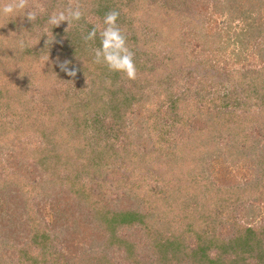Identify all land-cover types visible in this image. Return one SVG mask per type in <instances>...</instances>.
<instances>
[{
  "label": "trees",
  "instance_id": "trees-1",
  "mask_svg": "<svg viewBox=\"0 0 264 264\" xmlns=\"http://www.w3.org/2000/svg\"><path fill=\"white\" fill-rule=\"evenodd\" d=\"M70 1L72 0H29L30 9H37L39 13L34 22L28 21L25 16H22L23 13L0 17V155H4L8 164L7 171L12 170L11 173H7L11 175L9 178L5 175L3 179L0 175V264H27L28 261L36 264L39 256L44 261L47 258H55L54 261L57 260L58 264H148L149 257L144 255L147 250L149 254L150 243L142 245L143 249L139 246V240L132 239V236L123 231L127 230L124 228L125 225H131L137 221L144 224L145 219L151 218L152 212L145 208L143 203L145 199L141 197L139 188L134 187L135 193L129 192L124 197L118 198L113 206L100 204L96 200L98 187H100L98 183L94 181L89 184L85 182L86 180L84 181V179L95 177L99 182L107 185L109 182L105 179L109 181L119 178L115 180V183L120 182V178L131 179L134 174L122 176L115 165V161L121 160L120 158L127 162L128 156L123 153L118 154V150L112 147L109 149L111 153L109 150L101 149L98 144H92L90 135L87 134L89 115L86 114V110L83 112L80 108L85 100L79 102L75 100L71 104L68 99L71 98V94L76 93L75 91L62 96L63 91L55 90L56 87L62 88L55 83L59 73L64 72L59 67L60 62L70 61V68L79 69L77 74L80 71L85 73L87 70L91 72L90 75H95L104 70L101 67L107 68L104 64L94 62L95 54L92 50H88L89 44L79 49L77 44L72 43L70 39L73 37H70L68 33L51 37V33L45 31L46 26L39 28L37 23L47 22L54 11L67 9L71 5ZM150 1L152 0H142V2L140 0H92L91 2L96 7H100V11L104 9L100 12V17L104 18L109 11H118L120 15L117 24L125 20L128 26L133 24L137 27V25L145 24L156 28L159 34L156 45H173L175 49L172 51V56L176 58V64L181 67L183 63L181 54H184V49L183 51L181 47L178 49L179 38L175 34L179 24L170 19L174 13L171 12L165 16L160 11H156L153 17L144 19L146 18L145 10H149L150 7L156 10L155 7H158L156 3L149 5ZM261 1H259L260 5L263 6ZM235 2L237 0H220L219 5L226 10L227 14L236 15V18L240 17V14H250L245 17L248 22L242 20L243 25L240 30H235L232 23L227 26L226 33L229 38L244 41L247 38H256L258 32L263 34L264 24L256 25L258 18L255 12L249 10L242 12L240 8H237L238 6L235 7ZM35 5L42 6L45 11L39 12V7ZM241 17L244 18V16ZM229 21L232 22L233 19L230 18ZM65 23L67 22L61 23L60 28L68 25ZM72 30L82 32V29L78 27ZM77 36L80 38V35ZM58 39L64 42L57 41ZM136 42L137 47H140V42ZM156 45L154 42H147L145 48L148 47L153 52ZM57 50L60 51L59 55L53 53ZM262 50L264 51L260 48L259 52L264 57ZM84 54H87L88 58ZM134 61L136 65H140L139 61L135 59ZM203 63L207 65L209 61L204 60ZM163 70L161 68L158 71ZM158 71L157 74H159ZM87 73L84 74V78ZM104 74L112 81L119 77L120 72H117L113 78L108 73ZM217 76L220 82L230 84L229 93L234 94L235 90L236 92L240 90L245 95H253L256 101L261 100L263 104L260 108L262 109L250 114L253 107L245 97H239L238 102L246 101L243 104L238 103L243 110L238 111L236 108L235 111L229 112L225 111L224 107L211 110L201 106L195 109V117L194 115L188 117L185 110L181 114L185 117L183 121L188 123L183 125V128H178L180 125L177 121H181L179 112L182 107H185L183 105L187 102L185 99L189 97L190 100L191 96L188 94L177 96L175 93L177 89H175L170 91L168 97L166 95L168 91L165 89L158 92L149 88V97L166 98L164 101H169L170 110L174 112L175 119L169 118L166 128H170L172 134L170 140L174 142L170 144V152L163 155V158L160 156V163L158 161L156 164L154 155L150 156V154L148 159L143 157L142 161L138 160L139 157L129 156L128 158L129 162L133 160L132 162L137 164L131 163V165L144 172L146 177L152 172L156 174L157 168L154 166L163 167L162 160L167 162L166 169L155 178L163 183L159 188L166 198H163L164 200L157 198L159 194L157 195L156 191L152 193L146 190L145 197L148 201L155 198L151 201L154 203L152 206H155V214H163L166 217L169 230L179 224L176 218L185 214L181 205L188 200L189 195L195 196L196 193L203 192V195L208 196L210 192L220 190L211 188L214 184L208 186L206 183L205 186L197 182L199 176L202 182L203 178L209 179L203 174L210 172L208 168L215 169L218 168V164L223 165L222 160L218 159L219 156H222L221 159L226 156L237 161V155L243 153L239 146H232L231 143L221 145L219 142L223 131L228 132L230 138L246 132L242 128L240 133V126L233 122V119L252 122L258 115L257 122L262 125L260 129H264V68L251 71L229 69L224 73L218 72ZM92 78L99 81V76ZM150 83L151 81H148L146 86L142 82L141 85L146 88L151 86ZM37 87L43 94L40 97L41 101L47 104L41 109L37 107L40 99L36 98V94H31L32 89ZM98 88V86L90 89L86 87L81 94L85 99L87 95H90L88 100L92 104L91 99L103 100L102 90L94 96ZM131 96L126 94L124 102L129 101L132 104L134 97ZM85 105L88 107L89 103ZM149 107H151L149 108L151 118L158 117L154 111V103ZM117 109L119 111L120 106ZM160 110L162 108L158 109V113ZM164 113L167 114L166 111ZM71 119L75 121L76 128L74 123L67 124ZM166 121L154 119L158 127H164ZM136 129V126H133L130 130L131 135L135 134ZM150 130L151 127L141 130V133L149 135L152 140L158 138L151 134ZM164 132L163 130L160 133L164 135ZM188 134H192V137L183 146L179 142L180 136ZM211 160L212 167H208L207 163ZM127 165H129L128 162ZM259 168H263L261 164ZM216 171L220 177L222 172L223 175L224 171L227 172V168H218ZM141 177L146 178L139 175L138 183L141 182ZM224 179L226 178L223 177ZM89 195L94 198H90ZM203 195L201 201H197L196 207L207 203L208 199L205 200ZM33 199L34 204L31 202ZM41 201L50 204L53 212L51 227L43 225L42 227L37 220L31 218L33 214L30 213L37 209L35 204L37 206V203ZM25 215L28 216L25 218ZM156 223L160 224L159 221ZM243 232L235 230L234 239L226 242L223 240V247H220L222 253L219 251L215 257H212L215 258L212 261L209 260V253L204 251L205 248L199 247L197 250L189 248V251L185 245L181 244L178 237L185 236L187 233L182 226L179 235L169 238L166 241L167 244H164L172 247L175 258L187 253L196 260L197 264H240L241 260L244 262L248 260L243 256L245 253H249L250 259L253 258L255 263L264 264V246H262L264 240L257 239L258 233L264 236V230L253 232L247 229L245 233ZM30 242H34L33 246L28 245ZM57 242L65 246L67 254H63L56 247ZM226 254L227 258L224 257ZM60 257L62 258L59 259ZM187 263V261L184 262V264Z\"/></svg>",
  "mask_w": 264,
  "mask_h": 264
},
{
  "label": "rangeland",
  "instance_id": "rangeland-1",
  "mask_svg": "<svg viewBox=\"0 0 264 264\" xmlns=\"http://www.w3.org/2000/svg\"><path fill=\"white\" fill-rule=\"evenodd\" d=\"M91 1L92 0L70 1V6H79L83 12V17L79 21H73L71 28H81L82 32L72 30L68 28V25L65 28H60V26L54 27L47 22H40L37 24L39 28L46 26L45 31L51 33V37L60 36L62 33H68L70 37H73L70 39L73 41L72 43L77 44L79 49L85 48V45L89 44L88 50L93 51L101 46L99 31L103 30L106 25H104L103 22L104 18L100 17V12H103L104 9L100 11V7H96ZM140 1L142 2V0ZM219 1H150L149 5L156 3L158 7H155L156 10H154V7L145 10L146 18L144 19L153 17L156 11H160V13L165 16L169 15L171 12L174 13L173 17H170V19L179 24L175 34V36L179 38L178 49H180V47L182 51L184 49V54H181L183 60L181 67L179 64H176V58L172 56V51L175 49L173 45H156L157 39L159 38L156 28L148 25L146 26L145 24L140 25L141 27L139 25L134 27L133 24L128 26L125 20H121L117 25L125 35L127 46L134 53V59L140 62V65H136L138 68V78L129 80L123 73H120L118 78L111 81L104 73H108V75L113 78L117 72H110V70L104 66L101 67L104 70H101L100 73H95V75H90L91 72L87 70H85V73L80 71L75 77H70L65 72L59 73L55 83L62 88L56 87L57 89L55 90L63 91L62 96L75 91L76 96L75 94H71V98L69 97L68 99L71 104H73L72 102L75 100L77 102L85 100L83 106L80 108L83 112L86 110V114L89 115L90 123L88 125L89 130L87 129V134L90 135L92 144H98L101 149L104 148L106 150L114 148L118 150V154L123 153L128 157H139V161H142L143 157L148 159L149 154L150 156L154 155L156 164L160 156L163 158V155L170 152V144L174 141L170 140L172 134L170 128H166V123H168L169 118L174 120L175 114L170 110L169 101H164L166 98L149 97L148 92L150 90L161 91V89H165L168 91L167 94H165L169 97L170 91L177 89L175 92L177 96H180L179 94H181V96L184 94L191 96L190 100L189 97L185 99L187 100V105H183L186 108L182 107L181 111H178L180 114L179 119H181V121H177L180 125L178 128H183V125L188 123L183 121L185 117L182 116L181 113H184L186 110L188 117L189 115L192 117L194 112H196L195 109L201 106H205L211 110L224 107L225 111L232 112L235 111L236 108L238 111L243 110L238 103L243 104L248 101L253 107V111L249 112L250 114H252V112L256 113L262 109L260 106H262L263 102L261 100H254L251 94L245 95L240 90L237 92L235 90L236 93L234 92V94L229 93L230 84L227 82H225V84L220 82L217 73H224L229 69L238 71H251L257 68L263 69L264 57L260 55L259 49H264V33L258 32L256 38H247L244 41L229 38L226 33L227 26L232 23L233 28H236L235 30H240L243 25L242 20L248 22L245 17L250 13H245L244 15L240 14V17L236 18V15L227 14L226 10L222 9L219 5ZM259 1L260 0H237V2H235V7L238 6L237 8H240L239 10L242 12H245V10H247V12L248 10L250 12L254 11L258 18L256 19V25L264 24V0L261 1L263 6L260 5ZM260 6L262 7L260 8ZM34 11H37V9H34ZM37 16H39L38 12ZM241 16H244V18ZM251 16H254V14H251ZM230 18L233 19L232 22L229 21ZM97 25H99V28L96 38L86 41L84 37ZM235 30L233 29V32ZM77 35H80V38ZM63 39L67 40L65 38ZM57 41L63 40L58 39ZM136 41L140 42V47H137ZM147 42H154L157 46L153 52L149 50L148 47L145 48ZM262 52L264 53L263 50ZM53 53L59 55L60 51L57 50ZM87 54L84 55L88 58ZM241 54H243L242 57L238 58ZM245 56L246 59H244ZM204 60L209 61V64H204ZM185 62L186 66L184 67ZM161 68L164 70L158 71ZM157 71L159 74H157ZM86 73L87 75L84 78V74ZM152 74H154L153 77ZM97 76H99V81H97L96 78H92ZM148 81H151V86L143 88L141 83L144 82L147 86ZM93 86H95V88L96 86L99 87L94 96L98 95L100 90H102L103 100L94 98L91 99V104L88 100L90 95H87L85 99L81 92L84 88L89 87L90 89L91 87L93 88ZM149 88L151 89L149 90ZM31 94H36L38 100L43 96L39 87L32 89ZM126 94H128V96L131 94V97H134L132 104H130L129 101L124 102ZM239 97H245L246 101L242 100L241 102L240 100V102H238ZM86 103H89L88 107H86ZM152 103H154V111L158 117L153 116L151 118V112L149 111L151 107L149 106L152 105ZM48 105L49 107L51 106L49 103ZM43 106H47V104L40 99V101L37 102V107L41 109ZM118 106H120L119 111L117 109ZM159 108H162V110L159 111L160 113H158ZM165 111L167 114L164 113ZM193 117H195V115ZM64 118L66 119V117ZM255 118L256 120L252 122H241L239 119L238 121L236 118L233 119V122H236L237 125L240 126V133L242 132V128L246 130V132L241 135L239 134L237 137L233 135V137L230 138L229 133L226 131L221 133V137L219 138L221 145L231 143L232 146H239L243 153L237 155V161L231 157L225 156L222 159V156L218 157V159L220 158L219 161L222 160L221 162H223V165L218 164V168H227V172L224 171V175L222 172L220 177H218L219 173L216 171L218 168H208L210 172L203 174V176H208L209 179L202 177V182L199 176L197 182L205 186L206 183L208 186L214 184L211 188L215 187L220 190L212 191L208 196L203 195V192L196 193L197 195L195 196L189 195L187 197L188 200L181 205V209L183 207L182 210L185 214L176 218L180 225L178 224L179 226L176 225L170 228V230L167 226L166 217L163 214H155V206H152L154 203L151 202L155 198L148 201V198L145 197L146 190L152 193L156 191V194H159L157 198H166V195L160 192L161 189L159 188L163 183L155 179L160 172H163L167 167V162H164V160H162V168H159L157 165L154 166L157 168L155 171L156 174L151 170L152 174L146 177L144 172L137 170L136 167L131 165V163L137 165L135 162H132L133 160L129 162V158L126 157V161L129 164L127 165V162H124V160L120 158L121 160L115 161L116 169L119 170L122 176H132L134 174L131 179L120 178V182L117 183H115V180L119 178L109 181L105 179L109 182L107 185L102 184V182H99L98 178L95 179V177L84 179V181L86 180L85 182L89 184L94 181L98 183L100 187H98L96 200H98L100 204H110L113 206L118 198L124 197V195L129 192L135 193L134 187L139 188L138 191L141 192V197L145 199V201H143L145 208L148 209L147 211L152 212V215H150L151 218L145 219V225L138 223V221L131 225H125L124 228L127 230L123 231L126 232L125 234L132 236V239L139 240V246L141 248H143L142 245L150 243L149 254L147 250V253L144 255V257H149L148 264H184L186 261L188 262L187 264H197L196 260L188 256L187 253H183L182 256L175 258V252L172 247L164 244L169 238H174L179 235L178 233L180 232L181 226L187 231L185 236L182 235V237H178L180 238L179 241H181V244L185 245L189 251L190 249L197 250L199 247L205 248L204 251L209 253V260L212 261V259H215L212 257H215L219 251L222 253L220 247H223V240L226 242L227 240L234 239L235 230L241 233L243 231V233H245L247 229L253 232H256V230H264V129H260L262 125L257 122L258 115H256ZM154 119L167 121L164 123V127H158V124L154 123ZM230 119H232V117H230ZM69 123H74V128L77 127L73 119L69 120L67 124ZM133 126H136L137 129L135 134L131 135L130 130ZM150 127L151 134L158 136V138L156 137L157 139L155 138L152 140L149 135L147 136L141 133V130L146 128L150 129ZM163 130L165 131L163 133L164 135L160 133ZM30 133L33 135L32 132ZM191 137L192 134L182 135L180 136L179 142L184 146L189 142ZM158 145H160V147ZM110 152L112 153V151ZM156 156H158L157 159ZM207 164L208 167H212V160ZM260 164L261 167H263L261 169L259 168ZM7 167L8 164L5 161L4 155L1 154L0 175L3 179H5V175L7 178L11 176L7 173H11L12 170L10 172L7 171ZM147 168L150 167L147 166ZM158 169H160L159 172ZM139 175L146 177L145 179L141 177L140 183L137 182L140 180ZM223 177L226 179L223 180ZM193 192L195 191L193 190ZM202 195L205 200H209V203L207 200L205 205H198V207H196L198 204L197 201H201ZM131 196L133 197V195ZM89 197L94 198L92 195H89ZM31 202L34 204V199ZM35 207H37V209L30 213L33 214L31 218L37 220L41 226L51 227L53 223V212L51 211L50 204L41 201L37 203V206L35 204ZM27 216L28 215H25V218ZM156 221H159L160 224H157ZM257 239L262 241V239L264 240V236L258 233ZM210 241H212V243H210ZM33 244L34 242H30L28 245L33 246ZM162 244H164V246H161ZM55 245L63 254H67L64 245L58 242L55 243ZM262 246H264V243ZM223 250L225 251V247ZM39 251L38 249V252ZM243 256L248 260L245 262L241 260L240 264H250V261L253 259H250V254L245 253ZM224 257L227 258V254ZM61 258L62 257L59 259ZM54 259L47 258L46 261H44L39 256L36 264H58V261H54ZM31 262L32 261H28L27 264H31ZM251 264L259 263H255V261L252 260Z\"/></svg>",
  "mask_w": 264,
  "mask_h": 264
},
{
  "label": "clouds",
  "instance_id": "clouds-1",
  "mask_svg": "<svg viewBox=\"0 0 264 264\" xmlns=\"http://www.w3.org/2000/svg\"><path fill=\"white\" fill-rule=\"evenodd\" d=\"M39 12H44L42 6ZM28 9L27 11H25ZM17 13H23L28 21L34 22L37 18V11L31 10L29 0H0V17H10ZM120 13L118 11H109L104 17L106 27L99 31L100 47L94 49L97 64H104L110 71L123 73L129 80L137 78V67L134 61V53L129 49L126 37L117 25ZM83 17V12L79 6H69L67 9L54 11L47 23L54 27H59L61 23L67 22L68 28L72 26L73 21H79ZM99 25L94 26L92 30L84 37L86 41L94 40L97 35ZM47 43V42H46ZM70 61L59 63V67L68 76L75 77L79 71L76 67H69Z\"/></svg>",
  "mask_w": 264,
  "mask_h": 264
}]
</instances>
